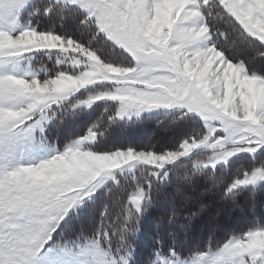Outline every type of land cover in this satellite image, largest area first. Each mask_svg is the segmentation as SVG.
<instances>
[{"label": "snow or ice", "instance_id": "obj_1", "mask_svg": "<svg viewBox=\"0 0 264 264\" xmlns=\"http://www.w3.org/2000/svg\"><path fill=\"white\" fill-rule=\"evenodd\" d=\"M0 264H264V0H0Z\"/></svg>", "mask_w": 264, "mask_h": 264}, {"label": "trees", "instance_id": "obj_2", "mask_svg": "<svg viewBox=\"0 0 264 264\" xmlns=\"http://www.w3.org/2000/svg\"><path fill=\"white\" fill-rule=\"evenodd\" d=\"M149 131H150V129H149ZM160 215H161V209H155L151 213L150 218L145 222V226H144L145 227V234H146V236L151 232L153 223L157 219H159ZM237 215H239V214L237 213ZM226 222H227V218H226Z\"/></svg>", "mask_w": 264, "mask_h": 264}]
</instances>
